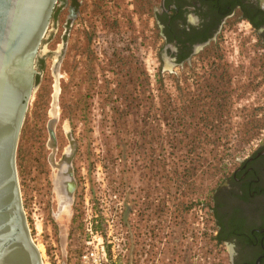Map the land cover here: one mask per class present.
<instances>
[{"label":"rangeland","instance_id":"rangeland-1","mask_svg":"<svg viewBox=\"0 0 264 264\" xmlns=\"http://www.w3.org/2000/svg\"><path fill=\"white\" fill-rule=\"evenodd\" d=\"M83 1L67 48L64 12L49 24L17 143L22 206L43 264H74L90 232L113 264H228L206 207L264 139L259 46L247 28L230 27L210 67L177 76L162 68L155 27L135 0ZM69 140L71 201L59 177L66 163L58 167Z\"/></svg>","mask_w":264,"mask_h":264},{"label":"flooded vegetation","instance_id":"flooded-vegetation-1","mask_svg":"<svg viewBox=\"0 0 264 264\" xmlns=\"http://www.w3.org/2000/svg\"><path fill=\"white\" fill-rule=\"evenodd\" d=\"M135 1L155 27L162 68L168 66L177 76L210 67L215 45L230 27L247 28L264 57V0ZM84 6L83 0H58L55 5L50 22L64 12L66 48ZM36 63L42 65L43 58ZM206 208L228 264H264V139L213 188Z\"/></svg>","mask_w":264,"mask_h":264},{"label":"water","instance_id":"water-1","mask_svg":"<svg viewBox=\"0 0 264 264\" xmlns=\"http://www.w3.org/2000/svg\"><path fill=\"white\" fill-rule=\"evenodd\" d=\"M58 0H0V264H43L33 242L22 206L16 171V150L28 101L35 89V63ZM53 96V107L56 102ZM54 118L48 123L50 146L55 147ZM67 166L69 201L75 190Z\"/></svg>","mask_w":264,"mask_h":264},{"label":"built area","instance_id":"built-area-1","mask_svg":"<svg viewBox=\"0 0 264 264\" xmlns=\"http://www.w3.org/2000/svg\"><path fill=\"white\" fill-rule=\"evenodd\" d=\"M90 235L87 243L90 248L81 253L74 264H113L103 237L98 233L90 232Z\"/></svg>","mask_w":264,"mask_h":264},{"label":"bare ground","instance_id":"bare-ground-1","mask_svg":"<svg viewBox=\"0 0 264 264\" xmlns=\"http://www.w3.org/2000/svg\"><path fill=\"white\" fill-rule=\"evenodd\" d=\"M64 162V158H63V161L58 165V167H61L60 165L62 164ZM65 164V163H64ZM63 164V165H64ZM62 165V166H63ZM61 170V172L59 173V177H60V175H63V172H64V177H67L68 179H67V181H65V185H66V190H67V183H68V181H69V177H68V175H67V171H66V168H64V166L62 167V169H60ZM66 171V172H65ZM57 177V176H56ZM55 180V179H54ZM65 180H66V178H65ZM60 182H61V179L59 180ZM62 181H63V179H62ZM67 192V191H66ZM66 196H68V194L66 195ZM65 198L63 197V200H64ZM37 248H38V246H37ZM38 250H39V248H38ZM39 252H40V250H39Z\"/></svg>","mask_w":264,"mask_h":264},{"label":"trees","instance_id":"trees-1","mask_svg":"<svg viewBox=\"0 0 264 264\" xmlns=\"http://www.w3.org/2000/svg\"><path fill=\"white\" fill-rule=\"evenodd\" d=\"M38 82V77H35V85L37 84Z\"/></svg>","mask_w":264,"mask_h":264}]
</instances>
